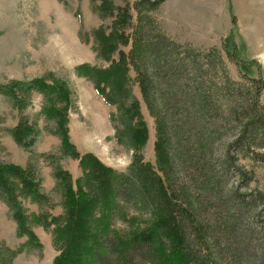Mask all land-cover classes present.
<instances>
[{
    "label": "rangeland",
    "instance_id": "374dc122",
    "mask_svg": "<svg viewBox=\"0 0 264 264\" xmlns=\"http://www.w3.org/2000/svg\"><path fill=\"white\" fill-rule=\"evenodd\" d=\"M138 1L0 0V164L19 167L4 185L10 204L0 197V264H94L88 245L108 226L97 200L110 195L103 176L129 171L135 158L154 164V120L128 62ZM179 1L183 16L197 21L195 34L208 36L203 48L220 51L233 79L241 71L264 79V0H164L151 16L163 20ZM115 67L122 83L131 80L147 131L135 158L115 138L118 108L83 75ZM238 165L253 177L237 173L229 184L264 192V164L240 158ZM124 215L110 225L119 255L153 226L134 210ZM68 253L72 263L62 260Z\"/></svg>",
    "mask_w": 264,
    "mask_h": 264
},
{
    "label": "trees",
    "instance_id": "16d2710c",
    "mask_svg": "<svg viewBox=\"0 0 264 264\" xmlns=\"http://www.w3.org/2000/svg\"><path fill=\"white\" fill-rule=\"evenodd\" d=\"M163 2L135 4L128 53L154 120V164L135 158L147 131L131 80L122 83L116 67L107 76L83 69L106 104L118 108L115 138L135 158L129 171L103 176L110 195L97 200L108 226L88 245L94 264H264V192L243 193L229 184L237 173L246 181L253 177L238 165L240 158L264 164V79L241 71L235 80L218 49L175 39L151 16ZM16 170L0 164V197L8 204L4 185ZM128 210L149 216L153 226L133 235L119 255L110 225ZM62 260L74 258L68 253Z\"/></svg>",
    "mask_w": 264,
    "mask_h": 264
},
{
    "label": "crops",
    "instance_id": "0c3cea01",
    "mask_svg": "<svg viewBox=\"0 0 264 264\" xmlns=\"http://www.w3.org/2000/svg\"><path fill=\"white\" fill-rule=\"evenodd\" d=\"M162 21L165 30L178 41L189 42L195 45L202 46L204 43L202 42L201 38L204 39L208 37H199L195 34L196 29L199 28L197 21H191L183 16V8L180 1L179 3H177L173 12L166 15ZM201 28L204 31H207L208 28L212 29L213 23L211 22L209 27L202 26Z\"/></svg>",
    "mask_w": 264,
    "mask_h": 264
}]
</instances>
